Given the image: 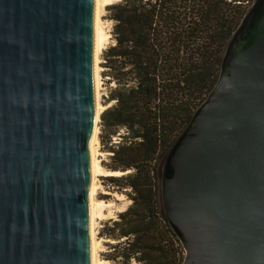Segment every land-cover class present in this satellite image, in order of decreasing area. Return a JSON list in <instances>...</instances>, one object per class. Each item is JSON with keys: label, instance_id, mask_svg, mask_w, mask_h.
Segmentation results:
<instances>
[{"label": "water", "instance_id": "obj_1", "mask_svg": "<svg viewBox=\"0 0 264 264\" xmlns=\"http://www.w3.org/2000/svg\"><path fill=\"white\" fill-rule=\"evenodd\" d=\"M96 1L0 0V264H92ZM161 200L182 264H264V0L170 148Z\"/></svg>", "mask_w": 264, "mask_h": 264}, {"label": "trees", "instance_id": "obj_2", "mask_svg": "<svg viewBox=\"0 0 264 264\" xmlns=\"http://www.w3.org/2000/svg\"><path fill=\"white\" fill-rule=\"evenodd\" d=\"M255 0H121L107 7L114 42L103 66L115 84L101 114L111 147L110 176L132 189L110 236L133 238L124 253L140 264H182L185 250L161 200L164 160L216 84L227 45ZM113 103V104H111ZM128 172V171H127ZM118 230V231H116Z\"/></svg>", "mask_w": 264, "mask_h": 264}, {"label": "rangeland", "instance_id": "obj_3", "mask_svg": "<svg viewBox=\"0 0 264 264\" xmlns=\"http://www.w3.org/2000/svg\"><path fill=\"white\" fill-rule=\"evenodd\" d=\"M119 1L121 0H113L112 3H116ZM102 21L105 31L107 33V39L105 41L104 49L102 53H100L98 56L99 57L98 65L100 67L101 104L104 106L102 109L103 110L102 113H103L104 110L107 108L106 104H108V97L110 95V91L115 86V84L110 81V76L107 75L108 69L104 67L102 64L104 63V57H103L104 51L109 47V45H111L114 42L113 40L114 22L110 20V13L107 11V7H105V9L103 10ZM100 121H101V115H100V119L97 122L99 129L97 146L99 152H101L102 154L100 156L101 163L106 169H108V166L112 164L113 152L111 151V147L113 144L118 145L119 143L121 144L123 143L122 136L126 134V130L122 129L117 135H113L111 141L109 135H105L104 139L102 140ZM127 171H124L126 173L123 175H127L131 172H134L135 170L129 169ZM108 177L110 176L99 177L101 190L99 191L98 197L114 203L112 207H109L105 210L106 213L105 218L98 220L97 237L104 239L100 254L104 259L110 261L111 264H140L134 258L131 259V261L129 262L124 256V253H128V249H130V245L133 242L132 241L133 238H131V240L129 239V237H123L121 239H118L110 236L111 232H115L113 228H115V221L119 220V213L125 211L132 204V199L129 195L132 192V189L124 188L123 190H120L116 185H114L109 180Z\"/></svg>", "mask_w": 264, "mask_h": 264}, {"label": "bare ground", "instance_id": "obj_4", "mask_svg": "<svg viewBox=\"0 0 264 264\" xmlns=\"http://www.w3.org/2000/svg\"><path fill=\"white\" fill-rule=\"evenodd\" d=\"M113 0H97L96 1V39H95V81H96V100H97V122L100 119L103 105L101 104L100 92V67L98 65L99 54L102 53L107 39V33L103 26L102 13L105 7L111 4ZM98 125L96 124L94 135L91 144V244H92V264H111L110 261L104 259L101 254V248L104 239L97 237L98 220L104 219L106 216L105 210L114 205L111 201H106L98 197L101 185L99 177L103 176H120L125 174L123 171H112L106 169L102 163L98 150Z\"/></svg>", "mask_w": 264, "mask_h": 264}]
</instances>
